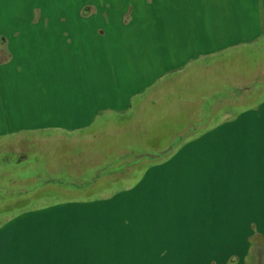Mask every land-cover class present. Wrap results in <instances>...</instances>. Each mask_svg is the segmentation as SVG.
<instances>
[{
    "label": "crops",
    "instance_id": "0c3cea01",
    "mask_svg": "<svg viewBox=\"0 0 264 264\" xmlns=\"http://www.w3.org/2000/svg\"><path fill=\"white\" fill-rule=\"evenodd\" d=\"M68 1L75 6L70 8ZM102 1L0 0V19L6 20L0 23V50L7 53L0 58V137L47 130L54 138L79 135L113 114L136 118L146 97H154L149 102L164 114L179 107L193 110L201 99L206 106L215 104L190 111L191 127L205 124V111L218 114L214 127L233 121L238 129L241 113L264 112V0ZM99 14L107 26L91 24ZM111 16L116 26L110 25ZM114 48L122 52L107 56ZM110 59L120 66L116 77ZM167 95L168 101L177 99L175 110L163 107ZM251 98H256L252 104ZM129 124L140 126L136 120ZM260 130L248 160L239 138L226 145L233 151L229 176L235 179L220 194L238 198L228 209L234 223L245 218L249 225L242 242L252 226L264 237V126ZM123 230L121 239L127 235ZM22 231L13 234L20 243ZM125 247L109 255L85 253L86 260L77 263L69 251L28 249L37 258L26 264H147L137 242ZM214 251L206 253L205 264L221 262L213 259L221 251Z\"/></svg>",
    "mask_w": 264,
    "mask_h": 264
},
{
    "label": "rangeland",
    "instance_id": "374dc122",
    "mask_svg": "<svg viewBox=\"0 0 264 264\" xmlns=\"http://www.w3.org/2000/svg\"><path fill=\"white\" fill-rule=\"evenodd\" d=\"M68 2L70 8L75 6ZM112 12L117 10H108ZM100 16L91 24L105 26ZM116 20L111 16L110 25L116 26ZM101 51L98 46L99 57ZM115 51L122 52L114 48L107 56H115ZM1 55L6 57V51L0 50ZM110 61L116 77L120 66ZM171 88L168 81L166 90ZM184 91L180 88L181 94ZM149 100L154 97L143 100L144 110L136 118L113 114L79 135L54 138L47 130L0 137V264L36 261L28 249L69 251L77 263L85 253L109 255L118 246L133 248L135 242L147 264H205V255L215 248L223 254L212 255L219 264H264L263 233L252 226L242 242L249 225L245 218L242 224L234 223L228 209L238 198L220 194L235 179L229 176L233 151L226 145L239 138L250 159L264 112L241 113L238 129L233 121L214 127L218 114L205 111V124L191 127V112L215 104L206 106L201 99L191 112L179 107L164 114ZM168 100V95L163 97V107L175 110L177 99ZM132 120L140 126L129 124ZM21 227L20 243L13 234ZM122 230L127 235L121 239Z\"/></svg>",
    "mask_w": 264,
    "mask_h": 264
}]
</instances>
